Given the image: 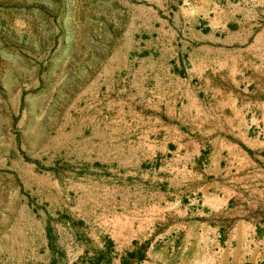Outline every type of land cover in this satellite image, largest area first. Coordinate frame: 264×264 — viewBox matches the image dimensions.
I'll return each instance as SVG.
<instances>
[{
    "label": "rangeland",
    "instance_id": "374dc122",
    "mask_svg": "<svg viewBox=\"0 0 264 264\" xmlns=\"http://www.w3.org/2000/svg\"><path fill=\"white\" fill-rule=\"evenodd\" d=\"M245 1L0 0V264H90L107 237H141L131 180L154 166L141 131L157 124L137 115L142 52L166 48L178 11Z\"/></svg>",
    "mask_w": 264,
    "mask_h": 264
},
{
    "label": "crops",
    "instance_id": "0c3cea01",
    "mask_svg": "<svg viewBox=\"0 0 264 264\" xmlns=\"http://www.w3.org/2000/svg\"><path fill=\"white\" fill-rule=\"evenodd\" d=\"M182 12L162 21L165 51L142 52L137 115L157 123L141 131L154 166L131 180L142 235L124 251L107 237L100 264H264V2Z\"/></svg>",
    "mask_w": 264,
    "mask_h": 264
},
{
    "label": "trees",
    "instance_id": "16d2710c",
    "mask_svg": "<svg viewBox=\"0 0 264 264\" xmlns=\"http://www.w3.org/2000/svg\"><path fill=\"white\" fill-rule=\"evenodd\" d=\"M48 235L50 237V232H48ZM111 243L109 241L105 242V252L104 253H99L98 256L90 258V264H100L102 261L103 257L109 253ZM58 262L56 260H50L48 264H57Z\"/></svg>",
    "mask_w": 264,
    "mask_h": 264
}]
</instances>
